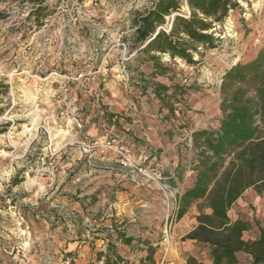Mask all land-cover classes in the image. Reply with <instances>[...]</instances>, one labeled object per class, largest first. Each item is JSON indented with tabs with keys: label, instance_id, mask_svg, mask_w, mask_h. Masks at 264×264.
Instances as JSON below:
<instances>
[{
	"label": "rangeland",
	"instance_id": "374dc122",
	"mask_svg": "<svg viewBox=\"0 0 264 264\" xmlns=\"http://www.w3.org/2000/svg\"><path fill=\"white\" fill-rule=\"evenodd\" d=\"M155 1L0 0V264H96L91 259L100 254V235L130 233L134 225L165 241L167 257L174 231L193 226L194 214L175 220L166 239L177 198L169 189L179 187L181 194L189 184L191 131L219 126L224 73L264 45V0H240L214 28L218 46L205 50L196 65L161 55L170 67L165 75L132 47L135 17ZM182 10L189 11L186 0ZM155 84L181 86L184 96L174 97L188 105L185 116H168L153 93ZM110 108L135 118L123 133L98 136L101 111ZM149 124L175 145L183 186L171 185L167 167L149 161L154 146L134 135L133 129ZM111 138L127 148L132 167L121 166L117 152L102 146ZM16 176L23 180L13 185ZM142 190L151 196L141 201ZM231 217L251 221L244 238L253 239L256 222L264 227V196L248 190ZM198 249L210 258L207 247Z\"/></svg>",
	"mask_w": 264,
	"mask_h": 264
},
{
	"label": "trees",
	"instance_id": "16d2710c",
	"mask_svg": "<svg viewBox=\"0 0 264 264\" xmlns=\"http://www.w3.org/2000/svg\"><path fill=\"white\" fill-rule=\"evenodd\" d=\"M239 1L187 0V13L182 10L184 0H156L152 8L135 17L132 47L146 55L145 61L153 62L159 75L170 72L161 55L196 65L205 50L218 46L220 40L214 28L240 6ZM38 10L32 13L36 15ZM3 18L5 11H0ZM152 90L168 116H185L188 105L174 97L184 96L181 86L155 84ZM220 94L218 128L191 131L193 173L177 196L176 219L181 220L197 205V224L183 240L207 247L213 264H264V227L256 222L258 233L253 239H245L251 221L231 217V210L248 190L264 196V45L252 58L240 60L224 73ZM184 172L176 173L178 182L183 181ZM169 179L173 187L178 185L175 177L170 175ZM22 180L16 176L13 185ZM118 236L124 245L131 246L132 237L122 233ZM109 248L108 254L112 255L106 257L105 264L126 262L111 245ZM155 251L150 247L146 257L152 264ZM187 263L200 264L192 255Z\"/></svg>",
	"mask_w": 264,
	"mask_h": 264
},
{
	"label": "crops",
	"instance_id": "0c3cea01",
	"mask_svg": "<svg viewBox=\"0 0 264 264\" xmlns=\"http://www.w3.org/2000/svg\"><path fill=\"white\" fill-rule=\"evenodd\" d=\"M260 33L262 34V36H264V28H262V30H260ZM101 118H99V122H98V128H96V132L98 134V136H105L106 134H108L109 132L111 133L112 131H118V132H122V130H129V128L131 127L130 124L127 123V121L133 120V118H135L134 114L132 113H127L123 114V113H118L117 110H113L112 108L105 111H101ZM132 116V117H129ZM134 116V117H133ZM138 126V125H137ZM139 128H141L139 126ZM134 130V135L139 138L141 140V142L148 143L154 146V150L156 152V155L152 156L151 158H149L151 155H147L145 159L149 158V161H151V159H155V160H159L161 162V164H163V166L167 167L165 168L166 170H169V173H171V176L176 178V173H178L181 169V165H178V162L176 160V152L177 150L175 149V145L173 144V146H170L169 144H167L165 142V136L163 134V132L161 131V128H157L154 126H151V124L146 125V127L142 128V129H133ZM117 133V132H116ZM123 133V132H122ZM164 141V142H163ZM135 152V151H134ZM142 153V151H141ZM137 154V153H136ZM142 155V154H141ZM142 157V156H140ZM174 166L175 168H171L168 166ZM179 167H178V166ZM106 166H109L106 165ZM174 171V172H173ZM166 173H168L166 171ZM168 173V174H169ZM111 175V174H110ZM188 182H190V178L187 177L186 178ZM183 182H178L177 183L179 186H183ZM112 184L114 183V179L112 181ZM150 191L148 190H142V192L138 195V198L140 197L141 201L143 200V196H151L149 194ZM137 195L135 196L134 194L131 196H135L133 197L134 199H138ZM113 196V195H110ZM129 196V195H128ZM140 201V200H139ZM146 203H150L149 199L145 200ZM144 205V204H143ZM193 207L194 205L190 208V210L187 212V214L181 219L184 220L186 218V216L188 214H191V216L194 214V216H192V222H193V226L190 229H182V230H175L174 234H172V237H174L171 241H170V248H173V253L168 254L167 253V257H166V263L167 264H188L187 263V257L189 255H192L194 257L197 258V260L199 262L204 261V264H213L212 260L209 258L207 259L206 255L203 253H200L198 247L199 245L196 243V241L194 240H183V237L190 232L197 224L196 221V214L195 211H193ZM179 220V221H181ZM125 231L120 230L118 233H122L125 234L126 237H132L133 241L131 246H126L122 243V239L119 238L118 233L117 235L115 234H111V235H100L101 238L100 240V244L97 245L99 247V251L100 253H102L101 257H99L98 255H96V258L91 259L93 257V254L87 253V257L88 260L91 259L92 262L95 261L96 264H105V259L107 256L112 255V254H108L107 252V248L106 246L111 245L112 246V250H116L118 255L122 256L123 259H125V261H127V258L130 260V258L132 259L129 264H132L133 261L134 262H140L141 264H143V262H145V259L147 257L148 251L150 247H154L156 249L155 251V260H156V264H159L161 259L163 258V252L165 251V246L167 245V243L165 241H157L155 240V235L154 233H147L146 229H142L139 225H134L132 231L129 233H124ZM155 236V237H154ZM79 242H74L71 243L70 245H74V246H78ZM138 243L141 247L138 246ZM88 243L87 244H81L79 245V248L81 249L82 247H84V249H86ZM167 250V249H166ZM161 253V254H160ZM99 257V258H98Z\"/></svg>",
	"mask_w": 264,
	"mask_h": 264
},
{
	"label": "built area",
	"instance_id": "2783aa9c",
	"mask_svg": "<svg viewBox=\"0 0 264 264\" xmlns=\"http://www.w3.org/2000/svg\"><path fill=\"white\" fill-rule=\"evenodd\" d=\"M73 120L74 122L76 123V125L78 127H82V123L81 121L79 120L78 117H73ZM119 144V145H118ZM102 146L106 147V148H109V149H113L115 152H117L119 158H118V162L121 166L123 167H132L133 166V162H132V159H131V154L129 153V151L127 150V148L124 146V145H121V142H119L117 139L115 138H111V139H107L103 144ZM167 188H170L169 186H167ZM171 190V194L172 195H176L178 196L179 195V187H175V188H171L169 189ZM177 207H178V200L177 198H175V208L173 210V213L171 214V217H170V222L168 223V229H167V236H166V239L167 237H169V234H170V230L172 228V225H173V222L176 219V210H177ZM160 264H167L166 263V254L163 255V258L161 259V262Z\"/></svg>",
	"mask_w": 264,
	"mask_h": 264
},
{
	"label": "water",
	"instance_id": "95a60500",
	"mask_svg": "<svg viewBox=\"0 0 264 264\" xmlns=\"http://www.w3.org/2000/svg\"><path fill=\"white\" fill-rule=\"evenodd\" d=\"M186 5H187V0H186ZM174 16H172V18H173Z\"/></svg>",
	"mask_w": 264,
	"mask_h": 264
}]
</instances>
